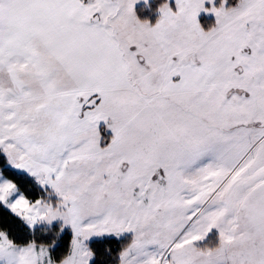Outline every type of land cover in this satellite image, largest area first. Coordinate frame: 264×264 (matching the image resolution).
<instances>
[{"label":"snow or ice","instance_id":"6c2138e0","mask_svg":"<svg viewBox=\"0 0 264 264\" xmlns=\"http://www.w3.org/2000/svg\"><path fill=\"white\" fill-rule=\"evenodd\" d=\"M0 264H264V0H0Z\"/></svg>","mask_w":264,"mask_h":264}]
</instances>
